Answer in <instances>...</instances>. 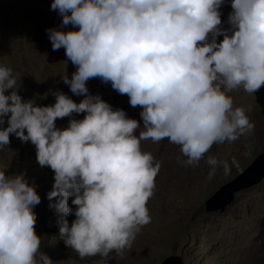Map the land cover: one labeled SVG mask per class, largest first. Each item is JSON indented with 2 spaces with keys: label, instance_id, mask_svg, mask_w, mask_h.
I'll return each mask as SVG.
<instances>
[{
  "label": "clouds",
  "instance_id": "clouds-1",
  "mask_svg": "<svg viewBox=\"0 0 264 264\" xmlns=\"http://www.w3.org/2000/svg\"><path fill=\"white\" fill-rule=\"evenodd\" d=\"M225 0H53L62 26L46 29L53 51L61 48L76 67L62 81L75 103L55 92V104L35 106L17 94L12 69L0 66V148L10 135L36 148L41 167L54 172L49 208L61 214L59 236L80 259L113 252L123 259L136 236L151 223L147 207L161 169L141 142L167 139L179 148L181 167H199L213 145L250 136L255 124L235 107L233 91L254 96L264 87V0H231L222 29ZM223 39L217 43V37ZM98 78L140 107V123L90 95L86 83ZM10 94L5 95L6 92ZM60 130L55 121L72 114ZM26 133V134H25ZM247 155V154H246ZM209 177L218 167L225 176L231 162L207 156ZM75 206H69L68 200ZM56 198V203L51 201ZM40 197L23 174L0 172V264H52L40 251L33 208ZM74 215L69 226L66 219Z\"/></svg>",
  "mask_w": 264,
  "mask_h": 264
},
{
  "label": "rangeland",
  "instance_id": "rangeland-1",
  "mask_svg": "<svg viewBox=\"0 0 264 264\" xmlns=\"http://www.w3.org/2000/svg\"><path fill=\"white\" fill-rule=\"evenodd\" d=\"M53 0H0V66L12 69L20 83L17 94L23 101H33L35 106L55 104L53 93L59 91L80 103L83 96L73 95L64 84V75L71 79L76 67L69 61L63 48L53 51L46 29L77 31L72 25L62 26V18L51 9ZM221 28L227 29L231 0L219 9ZM223 37H217V43ZM90 95H99L113 110H123L129 119L140 123L135 135L143 129L140 107L133 108L126 95L112 89L110 83L90 79L86 83ZM10 94L6 92L5 95ZM235 107L251 108L247 115L255 129L250 136L223 145H213L211 151L200 161L199 167H181L179 148L167 139L158 144L150 140L141 142L142 151L151 152L161 162L155 179V193L147 207L152 217L136 236L132 247L119 258L115 252L107 259L100 256L80 259L78 254L65 246L59 236L58 221L61 214L49 208L47 193L54 184V172L39 166L36 148L29 142H21L10 135V143L0 148V172L7 177L23 174L40 197V204L33 208L36 214L35 233L40 237V251L52 264H160L168 256H179L185 264H264V179L257 186L235 195L232 203L222 213H207L205 200L222 185L243 171L253 159L264 152V113L254 96L243 89L230 93ZM114 97V101H111ZM83 113L57 119L58 129L67 128L70 119L81 120ZM8 117L0 130L6 128ZM26 134V133H25ZM247 154V155H246ZM231 162L235 157L240 168L232 167L225 176L218 167L211 178V168L205 163L207 156ZM68 204L75 211V206ZM56 203V198L51 201ZM71 226L74 215L66 217Z\"/></svg>",
  "mask_w": 264,
  "mask_h": 264
},
{
  "label": "water",
  "instance_id": "water-1",
  "mask_svg": "<svg viewBox=\"0 0 264 264\" xmlns=\"http://www.w3.org/2000/svg\"><path fill=\"white\" fill-rule=\"evenodd\" d=\"M261 114L264 113V87L254 95ZM114 101V97H111ZM264 179V152L257 155L253 161L229 182L222 185L217 191L209 196L204 202L207 213H222L232 203L235 195L241 191L257 186ZM160 264H185L179 256H168Z\"/></svg>",
  "mask_w": 264,
  "mask_h": 264
}]
</instances>
